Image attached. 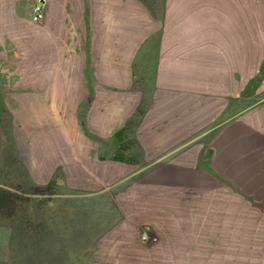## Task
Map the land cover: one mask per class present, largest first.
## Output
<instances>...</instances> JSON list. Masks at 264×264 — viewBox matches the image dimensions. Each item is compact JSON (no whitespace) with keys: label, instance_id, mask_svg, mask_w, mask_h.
I'll use <instances>...</instances> for the list:
<instances>
[{"label":"crops","instance_id":"crops-1","mask_svg":"<svg viewBox=\"0 0 264 264\" xmlns=\"http://www.w3.org/2000/svg\"><path fill=\"white\" fill-rule=\"evenodd\" d=\"M34 1L0 0V173L62 206L0 264H264V0Z\"/></svg>","mask_w":264,"mask_h":264},{"label":"trees","instance_id":"trees-1","mask_svg":"<svg viewBox=\"0 0 264 264\" xmlns=\"http://www.w3.org/2000/svg\"><path fill=\"white\" fill-rule=\"evenodd\" d=\"M140 111H143V104L140 107ZM131 124L132 121L128 122L126 127L116 134V138L121 141L120 149L122 150H126L127 147L135 143L133 139H128V141L124 140L131 132ZM115 159L124 160V157L119 152L115 156ZM128 161H135V159L131 158ZM55 186V180H52L45 185L27 184L10 187L9 185L0 182V223H5L6 220L18 218V220L29 230H43L42 228L44 227L46 220L44 219V214L41 211L37 212V209L38 206L41 205L42 207L46 202L42 201L41 203L39 200H36V198L42 195L54 194L56 191ZM32 209L33 212L29 213ZM20 211H23L24 213L22 214Z\"/></svg>","mask_w":264,"mask_h":264},{"label":"rangeland","instance_id":"rangeland-1","mask_svg":"<svg viewBox=\"0 0 264 264\" xmlns=\"http://www.w3.org/2000/svg\"><path fill=\"white\" fill-rule=\"evenodd\" d=\"M154 1H156V0H154ZM252 91H253V88H252ZM253 101H256V97L253 96V94H252V102ZM0 182L2 184L9 185V187L17 185L14 183V181H12V179L3 176L1 173H0ZM59 193H60L59 191H55L54 194L42 195V196L37 197V198L35 197L36 200H39L41 203H42V201L46 202L45 204L42 205V207L40 205V206H38V209L36 208L37 212L41 211L46 216H51L52 214H54V212L57 211L62 206V202L60 201L61 196L59 195ZM20 212L22 214L24 213L23 211H20ZM31 212H33V209H32V211L30 210L29 213H31ZM10 221H13L11 224L13 226V229L16 231V233H19L20 229L23 230L22 228L25 227L24 224L18 220V218H13ZM7 222H9V221H7Z\"/></svg>","mask_w":264,"mask_h":264},{"label":"built area","instance_id":"built-area-1","mask_svg":"<svg viewBox=\"0 0 264 264\" xmlns=\"http://www.w3.org/2000/svg\"><path fill=\"white\" fill-rule=\"evenodd\" d=\"M32 21L35 23H43L46 17V6L41 0L34 1L31 5ZM141 239L144 242H154L157 240V236L144 230L141 234Z\"/></svg>","mask_w":264,"mask_h":264}]
</instances>
